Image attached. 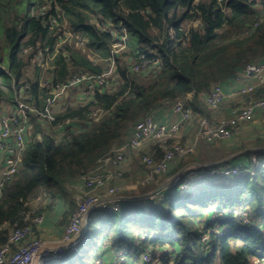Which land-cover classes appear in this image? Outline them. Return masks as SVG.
<instances>
[{"label": "trees", "instance_id": "1", "mask_svg": "<svg viewBox=\"0 0 264 264\" xmlns=\"http://www.w3.org/2000/svg\"><path fill=\"white\" fill-rule=\"evenodd\" d=\"M48 1V12L41 14ZM109 21L118 39L125 38L127 44L129 38L136 47L126 53L128 58L149 61V74L134 71L133 61L125 63L113 52L117 38L106 27ZM64 23L73 40L60 46L54 80L64 82L78 70L101 74L103 61L112 57L119 80L114 88L98 90L87 104L68 105L50 118L43 116L50 94L40 85V67L33 60L40 50H56L57 31L62 32ZM0 37V76L9 89L0 87V97L15 105L18 96L37 108L31 113L33 132L23 169L0 197L1 246L15 224L32 222L26 219L25 205L36 189L44 186L53 197L65 193L70 178L90 170L139 118L164 100L194 92L195 110L206 113L201 93L213 82L230 81L249 60L264 56V0H0ZM25 94L31 99H24ZM98 110L104 114L96 120L93 113ZM71 120L88 124L78 129L68 124ZM60 124L72 132L70 138L57 140L52 130ZM258 141L264 146V136ZM153 150L160 160L163 150ZM257 155L264 156V150ZM249 161L245 167H255V174L242 168L223 182L209 178L183 190L175 185L159 193V202L150 198L147 205L135 204L130 213L125 208L107 211L109 216L99 219L97 230L106 233L107 244L128 255L171 246L160 256L155 253L162 264H264V165ZM135 221L143 234L133 231ZM86 251L84 244L79 256Z\"/></svg>", "mask_w": 264, "mask_h": 264}, {"label": "built area", "instance_id": "2", "mask_svg": "<svg viewBox=\"0 0 264 264\" xmlns=\"http://www.w3.org/2000/svg\"><path fill=\"white\" fill-rule=\"evenodd\" d=\"M50 4L51 1H48L40 9V13L46 14ZM56 22V18L53 17L52 23ZM47 23L45 21V24ZM106 27L117 38V32L112 28L111 23L109 25L107 22ZM57 35L59 36V44L71 40L72 32L67 23L62 24V32L58 30ZM83 43L81 42L79 45L82 46ZM124 46L125 38H117L113 44V52L117 54L115 50L122 49ZM47 51H49L48 48ZM40 54L45 53L40 50ZM112 59L116 60L115 57ZM133 63L132 69L134 71L148 73L150 67L148 60L133 61ZM235 80L236 86L226 87L221 83H215L208 91L200 94L201 100L215 112L222 110V105L226 100H233L234 102L228 113L215 116L212 120L206 117L200 118L197 121V131L192 139H187L192 132L185 136V130L194 126L197 117V111L193 104L194 92L185 97L164 100L150 113L139 118L121 142L114 144L109 152L100 157L92 169L82 173L79 178L83 189L76 198L77 206L65 230L63 240L65 247L53 249L47 246L46 241L34 234L33 223L41 224L45 219L48 195L43 193L35 196V203L40 200L43 202L40 207L31 208V201L28 200L25 205L28 208L25 216L32 222L25 225L15 224L11 228L8 242L0 246V264H47L52 260L61 261L67 249L74 252L78 251L82 240V231L88 225L92 214L97 210L120 212L123 210L124 204L131 201L128 196L122 195L118 190L116 182L123 178L126 164L134 162L135 156L140 155V162L150 169L147 179L149 181L154 180L159 174L170 173L178 159L195 152L200 140L217 144L219 141H226L235 137L248 121L254 120L261 112L264 113V56L251 59L241 66L236 72ZM111 84L112 80L104 71L101 74L92 75L80 70L71 71L64 82L55 80L41 82V86L49 90L50 93L65 91L67 87H76L79 89L81 99H91L98 90L103 91L109 88ZM29 88L30 85L27 84L25 90L28 94L30 93ZM28 94L22 95L24 99H31ZM13 106L8 114H1L0 112V197L3 195L6 186L13 182L23 169L29 141L28 135L32 129L31 113L37 110L35 105L25 103L18 96ZM159 112L164 115L171 113L176 119L172 121L167 118H159ZM103 114L102 111L98 110L93 113V117L98 120ZM43 116L51 118L49 113L43 114ZM65 125L64 129L59 128L61 132L57 135V140L71 137L72 132ZM184 137L187 140H184ZM38 138L42 140L41 135ZM154 147L160 148L164 152L160 160L156 159ZM219 165H216L219 168L214 167L209 170V175L227 177L242 172V167L236 163ZM254 168L247 167L245 170L255 173ZM177 179L180 181V177ZM166 249L169 248L164 247L159 250L165 252ZM155 253L150 247L139 256L120 252L113 264H162L155 257ZM156 255L158 254L156 253ZM94 264L109 263L104 258L97 256Z\"/></svg>", "mask_w": 264, "mask_h": 264}, {"label": "rangeland", "instance_id": "3", "mask_svg": "<svg viewBox=\"0 0 264 264\" xmlns=\"http://www.w3.org/2000/svg\"><path fill=\"white\" fill-rule=\"evenodd\" d=\"M109 25H110V21H109ZM111 26L113 28L112 23H111ZM127 40L129 42H126L127 44H125L124 48L118 49L115 51L117 52L118 56H120V60L125 61V63L126 62L130 63L133 60L128 58V55L126 53L133 52L136 47L134 46L133 43H132L133 45L130 43L129 38H127ZM0 43H3L2 37H0ZM4 52L8 56L9 55V48H5ZM112 60L106 61L105 63L103 61L104 73H106L110 77V79L112 80V84H111V86H109V88H114L117 85L118 80H119V72L117 69V62H116V60H113V61ZM96 61L98 62V60H96ZM29 70L30 71H28V73L30 72L33 74L34 64H33V66L29 67ZM147 72L149 74V71H147ZM48 75L49 74H48V70H47L42 75V78L46 79L44 77H49ZM233 81H234V79H233ZM215 83H221V84L225 85L226 87H231L233 84V83H229V82H226V83H224V82H213L211 87ZM70 96L71 95H69V97H64V99L60 101L61 104L62 103H68ZM199 101L201 102L200 99H199ZM233 102H234L233 100H226L224 102V104L222 105V108L227 107L229 104H233ZM0 104H5L6 107H8L7 106L8 104H6L5 102H2ZM202 106L206 110V115L209 114L210 113L209 106H207L204 102H202ZM257 119H259V121H256V122L261 125L260 126L261 128L260 127L257 128L254 125H252L250 128V124H247V125H245L244 128L241 129L244 131H242L239 135H236L232 139H228L226 141L225 140L219 141L215 145H212V144L210 145V144L204 143L202 141L203 144L198 148L197 151L195 150L196 151L195 153H192V154H190L184 158L178 159L172 167L174 169L171 170L170 173L159 174L158 176H156V178L154 180L147 181V179L149 177L150 169H148L145 165H143L139 159V161H138L139 163H137L133 167V170L131 172L128 173L127 169H124L123 178L121 180H117V182L115 180L118 190L125 192V193H128V191H129L130 195L131 194L143 195L146 192L152 191L157 185H159L161 182H163L167 179H168V185H167L166 189L171 188V187L176 185V186H180L179 187L180 190H183V189H186L189 187H190V189H193V188L197 187L198 185L200 186V184H202V183L205 184L206 179H209V178H213L218 182H223L226 179L233 177V175L227 176V177H222V176L221 177H216V176L213 177V176L209 175V173H208L209 170H212L214 167L219 168L218 166H220V165L218 164V166H216V165L209 166L210 162L206 163L208 166L193 164L192 162L194 160L195 155H200L201 157L204 158V160L205 159L206 160L216 159L215 160L216 162H218L217 160H221L218 157H221L222 152H225L224 154H228V155L230 154L229 156H231V157L237 156L236 158H234L232 160V162H234L235 160L239 161V158L242 155L241 157L244 158L243 159L244 163L240 164L239 166L242 167L245 172H247L245 170L247 168V167L245 168V165H247L250 162L249 161L250 159H252L253 162H255V165H257L259 163L263 164L264 163V156L259 155L260 157H258L257 154H259L261 152V150H264V146H260L259 145L260 142L258 141V138L261 136L263 137V135H264V131H263L264 113H262L260 115L258 114L256 116L255 120H257ZM197 124L198 123H197V119H196V121H194V126L190 127V131L192 132V134L190 136H188L187 139L193 138V136L196 132L195 128L197 127ZM31 131H32V129H31ZM52 131L54 134H56L57 130L53 129ZM250 145H251V147H250ZM244 146H246V147L244 148ZM247 150H250V153L249 154H243ZM141 152H143V151H141ZM138 158H140V155L138 156ZM182 163H183V165H182ZM186 165H189V167L191 166V168L187 169L188 168L187 167L185 170H182V168L185 167ZM252 172L253 171H251L250 174H255ZM178 177H180V181H178V179H177ZM203 179H205V180H203ZM177 181H178V183L175 184ZM153 182H155L156 184H155V186L152 187ZM150 184H152V185L150 186ZM43 193H46V189L44 186H41V187H39V190L33 195V197L30 200L31 201L30 202L31 208H34L35 206H37V207L41 206V204L43 203L42 200H40L38 203H35L34 199H35L36 195H39V194L42 195ZM46 195H48V194H46ZM74 195L76 196L77 194H75V192H72V197ZM74 197L70 198V200L71 201L74 200ZM151 199H153L155 202H159L162 199V195L156 194ZM47 200H48V197H47ZM149 200H150V198L149 199L146 198L144 200L138 199L135 201H130L128 203H125L123 208L126 209L125 210L126 213H130V211L133 209V206L135 204H137L139 206L144 205V204L147 205L149 203ZM46 202H48V201H46ZM75 204H76V202H75ZM76 206H77V204H76ZM45 210H46V207H45ZM108 216H109V214H107L106 212L101 211V210H97L94 214H92L90 216L88 226H87V231L85 234V239L83 240V238H84L83 237L81 240V243L79 245V250H80V248L84 247V244H87V251L85 252L84 257L81 258L79 256V250L74 252L70 249H67L66 252H64L61 261L56 262L55 260H52V261L48 262L47 264H89L92 261L95 262L97 259V256H98L97 253L99 252V250L97 248L100 246V244H101L100 242H101L103 235H104L103 231L97 230V228L99 226V219H104V218H107ZM140 227H141V224L136 222V221L132 225V229L135 233H137V231H139L143 234L145 230L141 229ZM150 248H152L154 251H156V253L159 256L163 253L158 248H154V247H150ZM167 248L171 249L172 247L167 246ZM169 249H166V250H169ZM118 252H120V251H118Z\"/></svg>", "mask_w": 264, "mask_h": 264}, {"label": "crops", "instance_id": "4", "mask_svg": "<svg viewBox=\"0 0 264 264\" xmlns=\"http://www.w3.org/2000/svg\"><path fill=\"white\" fill-rule=\"evenodd\" d=\"M72 40H73V38H71V40H69V41L72 43ZM62 44H59V39H58V43H57V47H56L55 51H53L52 53L43 54V55H41L38 52L37 55L34 57L33 61L37 63V65L40 67V71H41L40 72V85H41V82L44 81V80L54 81V79H56L55 74L59 70L60 66H58V65L56 66V64L54 63V60H55V57H56L57 53L59 52L60 46ZM34 67H36V66H34ZM47 70H48V74H49L48 76L49 77H44L46 79H43L42 75ZM6 71H7V69H6ZM28 71H30V70H28ZM70 71H71V68H69V72ZM28 74L32 75V73H30V72ZM233 79H234V81H233ZM227 82L233 83L232 84L233 86L237 85L235 77H232V79L230 81H227ZM0 87H2L6 92L9 91V89L2 84V77L1 76H0ZM48 92L50 94V97L48 98L49 99L48 100L49 104H48V107H47V111L51 115H53L54 113H56V112H58L60 110H63L68 105H85V104H87L90 101V99H81L80 98L79 89L76 88V87H67L65 89V91H61V92L57 91V92H54V93H52V92L50 93L49 90H48ZM69 95H71L70 99L71 100L73 99L74 101L73 100L71 101L69 99L68 103H62L61 104L60 101L63 100L64 97H69ZM16 98H17V96H16ZM2 102H5L6 104H8L7 105L8 107H6L5 104H0V112H1V114H8L12 110V108L14 106H13V104L7 102V99H4V98L0 97V103H2ZM201 102H203V101L201 100ZM231 105L232 104H229L227 107L222 108V110L220 112H215L211 108H209L210 109V113L207 114V115H206V113H202L201 111H197L196 119L198 121L200 118L206 117L209 120H212L213 117H215V116H218V115H220L222 113H226V112L228 113L229 112V108H230ZM260 114H262V112ZM46 117H49V116H46ZM158 117L159 118H167V119L172 120V121L176 119V117L173 114H171V113L168 114V115H164L162 112H159L158 113ZM256 121H259V119H257V120L254 119L252 121L250 120L245 125L250 124V128H251L252 125H254L255 127L259 128L261 125L258 124ZM68 124L74 126L75 128H78V129H84V126H87L88 123H86L84 121H81V120H71V121L68 122ZM70 125H68V126H70ZM244 127L245 126H243L242 128H244ZM59 128L64 129L65 127H64V125H61V126L58 125V126L54 127V129L57 130L56 131L57 134H55L56 136L59 135V132H61V129H59ZM196 131H197V129H196ZM242 131H244V130H240V132H238L237 135H239ZM263 131H264V127H263ZM185 132H186L185 136L188 135V134H191L190 129H186ZM128 133H129V131H128ZM39 135L43 136L41 133H39ZM39 135L37 136V138L39 137ZM260 138H262V136L259 137L258 140ZM185 139H186V137H184V140ZM38 140H39V138H38ZM203 142L200 141V144H199L198 148L203 144ZM204 143H207V142H204ZM207 144L211 145L212 143H207ZM198 148L196 149V151L198 150ZM247 151H249V150H247ZM224 153L225 152H222V155ZM229 155H227L225 157H222V158L221 157H218V158H220L221 160H224L225 158H228L224 163H236V164H239V165L244 163L243 162V159H244L243 157L240 156L239 161L235 160L234 162H232V160L234 158H236L237 156H235V157L232 156L231 157ZM197 156H200V155H197ZM210 160H212V159H210ZM221 160H217V161H221ZM138 161H139V158L135 156L134 157V162H132L130 164H126L125 169H127L128 173L133 170V167L137 163H139ZM215 162L216 161H211L209 166L213 165V163H215ZM192 163L193 164H199V165H202V166H208L206 163H209V162H205L203 157H201V160H198V159H196V157H194V160H193ZM186 168L189 169V165H186L185 167H183L182 170H185ZM79 176L80 175L72 177V178H70L67 181V185H66L67 190H66L65 193H58L55 197H53L52 195H48L49 198H48V202H46V210H45L46 216H45L44 221L41 224L33 223L34 234L37 237H40L44 241H46L47 246H50L53 249H58L61 246L65 247V244L63 242V240L65 238V230H66V227H67V225L69 224V222H70V220L72 218L73 212H74L75 207H76V204H75L76 200L75 199L78 196V194H80L82 192V189H83L82 182H81ZM38 190H39V188L36 189L32 193V195L29 197V200H31L33 195ZM72 192H75V194H77V195L76 196L74 195L75 196V197L73 196L74 200L71 201L70 198H73L72 197ZM120 192L122 193V195L128 196L131 201L138 200L140 198H136V197L144 195V194L143 195H133V194L130 195L129 191H128V193H125V192H122V191H120ZM208 217H209V215H208ZM87 226L82 231V238L85 237V234H86V231H87ZM100 243H101L100 246L97 248L99 250L97 255L99 257H101V258H104L106 260V262H108L109 264H113L114 262H116L118 253L124 252L122 250L115 249L114 247H112L111 245L106 243V233L103 235V238H102ZM118 251H120V252H118ZM124 253H126V252H124ZM130 255L137 256L135 254H130ZM89 264H94V261H92Z\"/></svg>", "mask_w": 264, "mask_h": 264}, {"label": "water", "instance_id": "5", "mask_svg": "<svg viewBox=\"0 0 264 264\" xmlns=\"http://www.w3.org/2000/svg\"><path fill=\"white\" fill-rule=\"evenodd\" d=\"M235 73L232 74L233 77H235ZM228 158H225L224 160H221V161H218V162H215L213 163V165H218V164H222L224 163ZM191 167V166H190ZM189 167V169H190ZM167 185H168V179L161 182L158 186L155 187V189H153L152 191H149V192H146L143 196H139V197H136V198H140V199H146V198H151L152 196L156 195V194H159L161 191H163L164 189L167 188ZM135 198V199H136Z\"/></svg>", "mask_w": 264, "mask_h": 264}]
</instances>
